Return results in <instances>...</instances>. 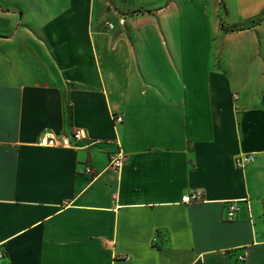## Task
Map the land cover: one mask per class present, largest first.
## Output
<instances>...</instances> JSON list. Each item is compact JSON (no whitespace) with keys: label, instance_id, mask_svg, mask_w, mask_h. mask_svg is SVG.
<instances>
[{"label":"crops","instance_id":"obj_1","mask_svg":"<svg viewBox=\"0 0 264 264\" xmlns=\"http://www.w3.org/2000/svg\"><path fill=\"white\" fill-rule=\"evenodd\" d=\"M239 254L264 264V0H0V264Z\"/></svg>","mask_w":264,"mask_h":264},{"label":"built area","instance_id":"obj_2","mask_svg":"<svg viewBox=\"0 0 264 264\" xmlns=\"http://www.w3.org/2000/svg\"><path fill=\"white\" fill-rule=\"evenodd\" d=\"M108 28H112L113 24L111 22H105ZM232 98H236V94H232ZM112 122L120 123L122 121V115L120 113H111ZM73 139L75 141L72 142ZM85 142V147H89L92 144L87 136L84 135L82 130L74 129L71 131L70 135H53L43 133L40 135L38 139V144L40 146H47V147H76L77 142L83 141ZM125 156L124 153L118 149L117 151L113 152L110 155L108 165L112 168H119L124 160ZM253 160L252 154H243L235 158L234 163L236 167L243 168L246 164L250 163ZM84 172L89 176L94 174V170L91 165H85ZM202 200V194L200 191L195 190L184 194L181 197V202L183 203H191L194 201ZM240 205L237 201H229L226 203V211H225V219L226 220H233L236 217V213L239 211ZM236 264H244V256L239 254L235 257Z\"/></svg>","mask_w":264,"mask_h":264}]
</instances>
